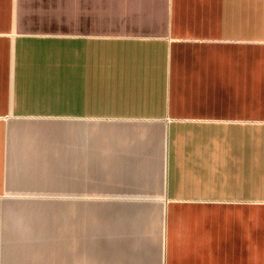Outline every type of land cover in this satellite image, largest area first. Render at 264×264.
Masks as SVG:
<instances>
[{"label": "crops", "instance_id": "1", "mask_svg": "<svg viewBox=\"0 0 264 264\" xmlns=\"http://www.w3.org/2000/svg\"><path fill=\"white\" fill-rule=\"evenodd\" d=\"M0 264H264V0H0Z\"/></svg>", "mask_w": 264, "mask_h": 264}]
</instances>
